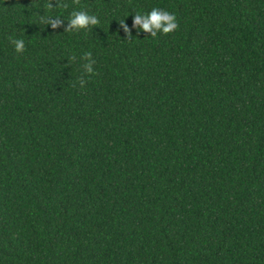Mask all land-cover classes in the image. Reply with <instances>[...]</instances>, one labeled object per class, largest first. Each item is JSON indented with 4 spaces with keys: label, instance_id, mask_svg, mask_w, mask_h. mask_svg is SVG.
<instances>
[{
    "label": "trees",
    "instance_id": "obj_1",
    "mask_svg": "<svg viewBox=\"0 0 264 264\" xmlns=\"http://www.w3.org/2000/svg\"><path fill=\"white\" fill-rule=\"evenodd\" d=\"M0 264H264V0H0Z\"/></svg>",
    "mask_w": 264,
    "mask_h": 264
},
{
    "label": "clouds",
    "instance_id": "obj_2",
    "mask_svg": "<svg viewBox=\"0 0 264 264\" xmlns=\"http://www.w3.org/2000/svg\"><path fill=\"white\" fill-rule=\"evenodd\" d=\"M72 29H85L91 25H97L99 20L94 15H89L84 11L73 12L70 19L68 20ZM48 24H51L53 28L61 26L62 21L58 17H49ZM121 26L127 32L130 30L125 21L120 22ZM133 27L137 29V32L150 33L151 36L155 37L158 33L162 32L167 34L172 32L178 27L176 17L162 9L153 8L147 15L135 14ZM16 52H22L25 49V42L23 39H14L11 41ZM86 56H90L91 53H86Z\"/></svg>",
    "mask_w": 264,
    "mask_h": 264
}]
</instances>
